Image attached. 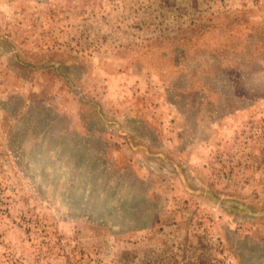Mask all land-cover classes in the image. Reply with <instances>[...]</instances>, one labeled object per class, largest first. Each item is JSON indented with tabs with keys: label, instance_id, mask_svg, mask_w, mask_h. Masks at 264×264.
Segmentation results:
<instances>
[{
	"label": "rangeland",
	"instance_id": "rangeland-1",
	"mask_svg": "<svg viewBox=\"0 0 264 264\" xmlns=\"http://www.w3.org/2000/svg\"><path fill=\"white\" fill-rule=\"evenodd\" d=\"M0 264H264V0H0Z\"/></svg>",
	"mask_w": 264,
	"mask_h": 264
}]
</instances>
